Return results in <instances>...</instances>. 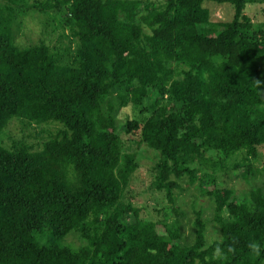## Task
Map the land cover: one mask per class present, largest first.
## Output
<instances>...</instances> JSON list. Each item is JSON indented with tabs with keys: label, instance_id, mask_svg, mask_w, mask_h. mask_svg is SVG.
I'll return each instance as SVG.
<instances>
[{
	"label": "trees",
	"instance_id": "trees-1",
	"mask_svg": "<svg viewBox=\"0 0 264 264\" xmlns=\"http://www.w3.org/2000/svg\"><path fill=\"white\" fill-rule=\"evenodd\" d=\"M19 1L64 9L75 47L18 45ZM205 1L231 3L232 19L212 21ZM258 1L0 0V134L14 119L58 126L41 149L0 145V264H264V167L252 163L264 145V31L245 14ZM152 91V113L125 133L159 154L155 188L170 201L200 164L262 174L248 201L204 174L220 233L210 244L201 211L184 244L177 223L123 200L139 162L123 152L116 99L145 113ZM73 233L77 248L63 243Z\"/></svg>",
	"mask_w": 264,
	"mask_h": 264
},
{
	"label": "rangeland",
	"instance_id": "rangeland-1",
	"mask_svg": "<svg viewBox=\"0 0 264 264\" xmlns=\"http://www.w3.org/2000/svg\"><path fill=\"white\" fill-rule=\"evenodd\" d=\"M157 5L163 4L166 0H148ZM33 4L34 0H30ZM12 9L13 22L11 29L15 40L20 46H27L44 40L61 50L71 46L75 47V41L70 36V25L67 24V14L64 9L52 11L48 16L40 15L34 11H28L27 5L20 1L9 3ZM204 7L210 11L212 21H229L232 19L234 11L231 3L219 4L215 1H205ZM245 14L251 18L254 30L264 31V0L247 5ZM157 94L150 92L143 105L149 108L148 112H141L140 108L132 103L126 106H118L116 99V109L113 111L117 124V133L120 135L123 152L133 153L139 162L137 170L130 178L129 186L123 200L130 202L139 209L141 218L150 221L165 220L169 225L177 223L182 229L184 244L193 242V221L196 212L201 211L202 220L206 223V239L208 244L219 239V225L214 221L215 206L204 192L203 186L206 185L205 173L214 174L216 183L219 187L231 188L238 200H249V190L253 187L258 177L247 180L241 172L229 168L222 170L219 168L213 172L207 166L198 165V180L193 184H188L187 180L180 182L181 188L174 190V200L170 201L164 192L157 191L155 188L156 171L154 169L159 154L139 143L138 135H128L125 133V123L127 120H145L151 113V105L155 101ZM115 94L110 96V100L115 101ZM57 125L49 124H27L19 119H14L8 127L0 134V145L12 148L22 143L41 149L42 144L56 133ZM256 169L264 167V145L259 147L257 158L252 161ZM203 185V186H202ZM223 216L228 218L227 211H223ZM135 217L130 213L126 222H134ZM45 236L42 241H45ZM63 243L77 248L82 244L79 236L75 233L67 236Z\"/></svg>",
	"mask_w": 264,
	"mask_h": 264
}]
</instances>
